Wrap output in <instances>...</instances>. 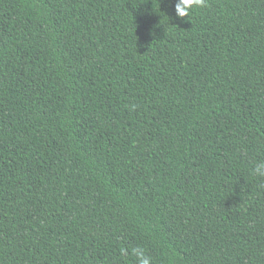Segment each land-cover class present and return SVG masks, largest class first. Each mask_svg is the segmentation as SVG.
<instances>
[{
    "label": "trees",
    "instance_id": "trees-1",
    "mask_svg": "<svg viewBox=\"0 0 264 264\" xmlns=\"http://www.w3.org/2000/svg\"><path fill=\"white\" fill-rule=\"evenodd\" d=\"M175 3L0 0V264H264V0Z\"/></svg>",
    "mask_w": 264,
    "mask_h": 264
},
{
    "label": "clouds",
    "instance_id": "clouds-1",
    "mask_svg": "<svg viewBox=\"0 0 264 264\" xmlns=\"http://www.w3.org/2000/svg\"><path fill=\"white\" fill-rule=\"evenodd\" d=\"M208 7V0H176L174 5L175 16L178 19L190 17L194 10ZM253 174L256 177L264 178V162L256 163ZM127 254L126 250H122ZM131 254L137 259L138 264H152L151 258L147 256L140 247L132 248Z\"/></svg>",
    "mask_w": 264,
    "mask_h": 264
}]
</instances>
